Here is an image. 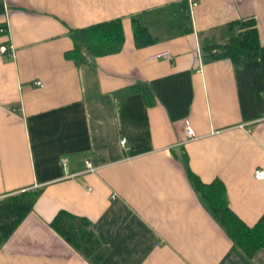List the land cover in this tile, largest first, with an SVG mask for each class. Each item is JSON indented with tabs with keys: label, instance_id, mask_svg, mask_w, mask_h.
<instances>
[{
	"label": "crops",
	"instance_id": "crops-1",
	"mask_svg": "<svg viewBox=\"0 0 264 264\" xmlns=\"http://www.w3.org/2000/svg\"><path fill=\"white\" fill-rule=\"evenodd\" d=\"M1 1L0 199L38 195L0 264H264V248L248 257L229 241L187 176L218 181L244 226L264 218L253 176L264 172V0ZM113 19L119 52L64 57L70 30ZM132 19L152 44L134 47ZM241 19L255 23L258 57L204 61L200 36ZM163 52L170 61L154 58ZM58 212L86 223L99 260L50 227Z\"/></svg>",
	"mask_w": 264,
	"mask_h": 264
},
{
	"label": "trees",
	"instance_id": "trees-1",
	"mask_svg": "<svg viewBox=\"0 0 264 264\" xmlns=\"http://www.w3.org/2000/svg\"><path fill=\"white\" fill-rule=\"evenodd\" d=\"M0 0V14H2ZM132 39L135 48H142L154 42L147 28L130 20ZM71 49L64 57L75 66L86 64L90 58L108 56L119 52L123 44L120 19L96 23L68 32ZM2 45L8 44L5 24H0ZM8 46V45H7ZM200 53L204 61L225 59L233 66L253 61L258 57L259 42L255 23L252 19L230 22L210 34L200 36ZM134 89L142 94H149L143 85ZM133 90V88H132ZM188 179L201 204L222 229L229 241L246 256H251L258 248H264V218L254 226H244L229 210L224 197V190L218 181L201 183L192 174ZM38 192L23 191L0 199V244L3 243L22 219L31 211ZM50 227L60 235L72 248L91 263L101 258L102 249L84 221L64 212H58Z\"/></svg>",
	"mask_w": 264,
	"mask_h": 264
},
{
	"label": "built area",
	"instance_id": "built-area-1",
	"mask_svg": "<svg viewBox=\"0 0 264 264\" xmlns=\"http://www.w3.org/2000/svg\"><path fill=\"white\" fill-rule=\"evenodd\" d=\"M154 58H162L165 61H170L171 60V56H170V54L168 52H163L161 54L155 55ZM34 85L35 86H40V83L39 82H35ZM185 135H186L187 138H191L192 137L190 129H188V128L185 129ZM119 145L123 147L124 146V141L123 140L120 141ZM61 165H62V167H64V165H65V160L64 159L61 160ZM85 168H86L87 172H92L93 171V169H92V167H91V165L89 164L88 161H85ZM253 176H254V178H256L258 180H264V172L261 171V170H255L253 172Z\"/></svg>",
	"mask_w": 264,
	"mask_h": 264
}]
</instances>
